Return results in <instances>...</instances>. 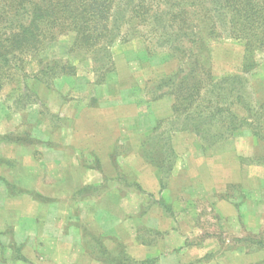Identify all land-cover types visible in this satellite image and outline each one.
Wrapping results in <instances>:
<instances>
[{"label": "rangeland", "instance_id": "1", "mask_svg": "<svg viewBox=\"0 0 264 264\" xmlns=\"http://www.w3.org/2000/svg\"><path fill=\"white\" fill-rule=\"evenodd\" d=\"M125 29L129 28L122 27L121 31L124 32ZM139 29L140 33L130 37V33L135 32L130 30L124 34L126 36L123 40H117L112 45L115 71L108 75L105 82L99 80L100 76L98 79L90 57L85 58L82 53L66 55L71 41L69 37L62 36L48 55L66 59L70 65L67 73L61 71L49 84L36 79L25 81L24 78L15 76V81L0 88V130L9 129L11 135L9 139L2 138L7 144V151L5 153L1 148L0 151H3V154H6L4 157L10 160L7 166L3 165L6 161L0 162V174H5L14 182L22 160L12 155L17 153L20 157L24 156L16 150V146L13 147L11 144L13 141L10 139L19 138L28 144L24 147H31L29 151L32 153V161H24V164L30 165L32 162L36 164L43 160L41 164L44 171L39 181L43 194L36 190V193H24L16 197L19 199L17 203L22 206L21 215L23 217L27 215L32 219L38 212L49 214L47 206L52 204L47 197L50 196L49 192L57 190L55 193L58 195L64 193L65 187H59L55 183L58 176H54L50 170L53 163L48 162H54V158L59 157L61 151L67 157L77 156V160H80L83 166L89 165L88 158L84 160L85 154L90 157L88 160L90 165H95V159L99 154L102 159L101 167L107 175H119L122 194L130 188L123 177L130 181L148 180L157 183L153 172L156 167L148 162L144 155L153 154L158 148L159 141V144H165L166 152L161 154L166 159L165 164L171 167V172L165 180L164 193L174 208L173 217L180 219L184 215L185 220L190 221L196 217L190 231L193 238L191 242L200 240V244L203 245L205 239L206 241L209 238L221 239L220 243H217L221 251L210 252L211 254L204 257L203 263L216 262L215 256L223 254L226 249L241 247L250 252L258 245L247 240L252 238V233L244 229L239 233L243 235L242 239L233 236L234 233L230 232L229 228H224V218L220 216L212 198L223 197L225 202L238 203L241 206L254 203L250 189L239 181L253 179L251 181H254V186L261 184L264 188V140L255 138L250 130L245 128L242 134L236 137L237 140L235 138L232 144H227L225 150L206 155L197 147L199 139L193 131L177 129L170 132L172 125L177 127L181 126V123L172 124L173 98L165 91L166 88L159 89L157 86L161 76L178 66V59L167 58V50L154 45L153 37L146 29L141 26ZM211 51L214 75L219 77L232 73L244 74L241 72L242 43L226 38L221 42L216 41ZM257 57L260 60L259 65L245 74L247 81L244 86L248 98H252L251 101L255 103L257 100L264 101V54ZM31 67L34 68L31 65L28 69L32 70ZM162 132H170L171 137L169 136L168 141ZM253 138L257 142L256 152L250 156L238 154L240 150L235 148L236 141H241L242 149L246 150L250 146L248 143L254 142L251 140ZM64 143L69 146H65ZM171 148L173 153L169 154ZM63 167L65 174L70 171L74 182L80 183L83 167L71 170L68 162H64ZM23 168L25 169V165ZM222 178L226 179L225 182H231H222ZM0 182V186L5 188L1 178ZM191 184H204V187H210L206 188L208 196L203 195L197 198L198 200H192L188 193H184ZM9 190L17 192L19 189L13 184ZM99 190L95 191V194H98ZM106 190L103 191V195ZM223 192L225 194L222 197L218 196ZM154 193L159 197L158 190ZM117 196L118 193L112 190L108 193L111 200ZM36 197L38 198L35 199ZM12 198L14 197L10 199ZM80 198L82 193L76 191L73 200L79 202ZM152 200L155 198H150L149 204ZM74 201L71 197L66 204L55 206L56 212L51 218L66 220L71 218L76 227L83 228L84 221L80 218L81 214ZM34 203L43 204L41 205L43 209L38 211L36 206L34 208ZM146 205L145 207H148ZM184 210H193L194 216L188 212L184 214ZM108 216V212H105L102 218L107 219ZM179 219H176L174 225H178ZM11 229L7 230L5 235H1L6 238L4 242L6 244L12 242L13 235L18 231ZM261 232L259 236L264 239V228ZM214 241L209 242L210 249L216 247Z\"/></svg>", "mask_w": 264, "mask_h": 264}, {"label": "trees", "instance_id": "2", "mask_svg": "<svg viewBox=\"0 0 264 264\" xmlns=\"http://www.w3.org/2000/svg\"><path fill=\"white\" fill-rule=\"evenodd\" d=\"M139 26L152 35L154 45L167 50V58L178 59V66L161 76L157 86L173 98L172 124L181 123L170 132L193 131L206 155L225 150L245 128L264 140V101L255 103L244 91L245 74L264 54V0H0V88L15 76L49 84L61 71L67 73L66 59L48 55L62 36L71 41L66 55L90 57L98 79L105 82L115 71L112 45L130 30L135 31L130 37L140 33ZM122 27L129 29L124 33ZM226 38L242 43L243 75H214L211 47ZM170 132H162L167 141ZM157 143V150L144 158L157 168L162 191L171 167L161 154L165 144ZM0 178L8 189L13 186ZM123 179L142 190L137 182ZM160 204L170 210L163 198ZM82 234L85 250L100 264H154L153 258H133L122 242L109 249L102 234L86 227ZM257 244L264 246V239Z\"/></svg>", "mask_w": 264, "mask_h": 264}, {"label": "crops", "instance_id": "3", "mask_svg": "<svg viewBox=\"0 0 264 264\" xmlns=\"http://www.w3.org/2000/svg\"><path fill=\"white\" fill-rule=\"evenodd\" d=\"M9 131V129L0 130V134L3 136L9 134ZM251 140L254 142L251 144L248 141L250 146L246 150L242 149L241 141H236L235 148L237 147L240 150L238 154L242 155L243 153L250 156L256 152L257 142L255 138ZM3 141L0 137V148L5 150L6 153L7 144ZM12 141L13 147L16 146V150L24 156L20 157L17 153L12 155L23 162H20L19 173L15 178L17 183L12 182L5 174H0V177L8 180L20 190V192H18L19 190L12 192L4 182H2V185L5 188L0 186V264H100L85 250L83 228L78 226L77 228L76 224L71 222V218H67V220L51 218L52 215H55V206L61 203L66 204L71 200V197L74 201L73 195H76V191L78 193L80 190L82 198L79 202L74 201L73 203L78 206L79 214H81L80 218L84 221L83 227L102 234L109 249H114L115 243L122 242L128 254L133 258L137 260L153 258L154 264H202L207 254H211L210 252L213 251L217 252V250L218 252L221 251L220 245L217 244L220 243L221 239L218 238H209L208 241L205 239L203 245L200 244V240H198L199 242H191L193 238L190 231L193 229L196 218L194 211L184 210V214L188 212L194 216L191 221L185 220L184 215H181L180 219L173 217L175 216L174 208L169 201V197L164 193L165 188L161 191L157 168L153 171L157 183L148 180L142 182L132 180L140 184L142 190L128 186L130 188L126 193L121 194L119 175H107L101 167L102 159L99 154L95 159V165H90L88 161L90 157L87 154H85L84 160L88 158L87 164L89 165L83 166L80 160H77V156L67 157L62 151L59 157L57 156L58 158H54V162L48 161L53 163L50 170H52L54 176H58L55 183L59 187H65L63 188L64 193L58 195L55 193L57 190L48 191L50 194V196H47L50 199L48 200L49 202L52 201V204L47 206L49 214L38 212L37 216L32 217V219L27 215L23 217L20 213L22 206L17 203L19 199L16 197L24 193H36V190L43 194L40 191L39 182L44 171L41 164L43 160L37 161L36 164L35 162L30 165L24 164V161H32V153L29 151L31 147H24L28 144L21 141ZM64 145L69 146L67 143H64ZM5 153L3 154V151H0V159H5L7 162L3 165L7 166L10 159L4 157L6 156ZM11 160L13 162V159ZM64 162L69 163L71 170L72 168H84L80 183L74 182L70 171L64 173ZM116 163L118 165V158ZM23 165H25V169ZM10 169L13 170L14 168ZM221 180L225 182L226 179L222 178ZM251 180L253 179L246 178V181L241 180L239 182L242 185H247L245 187L250 189L254 203H246L244 206L238 203L229 204L222 197L225 192L218 195L222 199L219 197L217 199L212 198V201L216 203L220 216L224 218L225 229L229 228L230 232L234 233L233 236L239 239L243 238L242 234L239 235L240 231L245 229V231L252 233V238L247 240L255 242L257 245V242L262 239L259 235L264 228V188L261 184L254 186V181ZM206 188L210 187H204V184H191L184 193H188L192 200H198L197 198L203 195L208 196L209 192ZM98 189H100L99 193L95 194ZM104 190L106 192L103 195ZM110 190L118 193L116 199L111 200L108 197ZM156 190L159 192V197L154 195ZM11 197L15 199H10ZM153 197L155 200H152L149 204L148 200ZM161 198L165 200L170 210L160 204ZM218 201H224L225 203ZM145 204L148 207H145ZM41 205L43 204H33L38 211L43 209ZM105 212L109 214L107 219L102 218ZM58 214L61 216L60 213ZM176 219H179L178 225H174ZM11 228L18 231L13 235L12 242L6 244L4 243L6 238L1 235H5L7 230ZM20 233H23V235ZM213 240H215L214 244L216 242V247L210 249L208 244L209 242L213 243ZM207 250L210 251L206 252ZM223 252V254L215 256L216 262L212 263L210 261L209 264H264V246L257 245L250 252L241 249V247L226 249Z\"/></svg>", "mask_w": 264, "mask_h": 264}]
</instances>
